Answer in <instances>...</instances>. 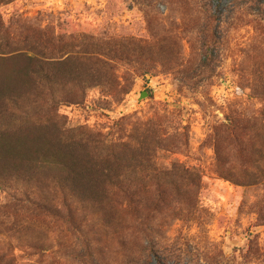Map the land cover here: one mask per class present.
I'll list each match as a JSON object with an SVG mask.
<instances>
[{
	"label": "rangeland",
	"instance_id": "1",
	"mask_svg": "<svg viewBox=\"0 0 264 264\" xmlns=\"http://www.w3.org/2000/svg\"><path fill=\"white\" fill-rule=\"evenodd\" d=\"M237 1L0 3L3 21L13 27L21 20L56 34L152 44L150 73L137 70L136 62L116 63L115 94L95 87L83 102L61 104L56 112L68 127L85 126L114 139L126 140L136 128L150 126L168 138L152 161L157 169L167 173L181 165L202 176L195 197L174 198L153 218L151 212L137 222L125 205L107 209L77 202L51 178L55 170L38 166L43 143L35 134L53 110L38 105L33 118L0 116V124L10 121L6 129L13 145L9 152L0 145L1 264H264V171L258 175L264 161L257 165L262 137L244 136L248 149L242 152L219 130L234 115H257L264 108V99L252 94L254 86L264 88V23L236 8ZM150 54L134 58L148 60ZM7 56L5 80L24 92L30 60ZM210 56L213 63L202 66ZM143 91L148 95L140 98ZM28 105L18 98L8 112ZM244 169L251 174L245 184L221 176ZM252 245L259 254H252Z\"/></svg>",
	"mask_w": 264,
	"mask_h": 264
},
{
	"label": "trees",
	"instance_id": "2",
	"mask_svg": "<svg viewBox=\"0 0 264 264\" xmlns=\"http://www.w3.org/2000/svg\"><path fill=\"white\" fill-rule=\"evenodd\" d=\"M14 1L0 0V3L5 5ZM235 7L239 10L246 8L256 22L264 23V1L238 0ZM226 37L227 33L220 36L223 40ZM146 50L151 53L148 60L134 58V53ZM6 55L8 60L10 57L30 60L28 73L31 80L24 92L20 87L11 89L5 80L2 69L5 66L3 62L7 60L3 56ZM121 62H136L137 70L150 73L152 44L146 45L130 37L101 39L83 33L56 34L51 28L31 26L21 20L17 27H13L6 24L0 14V116L33 118V109L38 105L53 110L46 114L35 134L43 143L38 166L44 171L55 170L51 178L77 202H93L107 209L125 205L128 213L139 222L148 220L151 212L153 218V212L158 211L161 204L172 202L174 198L195 197L202 182L201 174L181 165H174L175 170L167 173L157 169L152 161L157 151L164 149L168 138L161 137L150 126L143 131L136 128L126 140L114 139L109 134L85 126L68 127L65 118L56 112L61 104L83 102L88 90L95 87L107 94H115L120 84L116 63ZM212 63L210 56L205 57L201 65L209 67ZM252 91L254 96L264 99V88L254 86ZM18 98L29 103L28 109H16L10 115L8 107L18 104ZM9 123L5 120L0 124V145L8 152L13 150L6 129ZM219 130L242 152L248 149L244 136L256 133L262 137L259 145L261 155L257 160L258 167L262 165L264 108L257 115H234ZM241 171V174L222 173L221 176L245 184L251 174L247 169ZM263 171L260 169L258 175L262 176ZM29 195L26 199L31 203ZM64 200L67 206L68 199ZM144 236L152 244L149 236ZM250 248L254 249L252 254H259L258 248L253 245ZM3 259L4 255L0 253V264Z\"/></svg>",
	"mask_w": 264,
	"mask_h": 264
},
{
	"label": "water",
	"instance_id": "3",
	"mask_svg": "<svg viewBox=\"0 0 264 264\" xmlns=\"http://www.w3.org/2000/svg\"><path fill=\"white\" fill-rule=\"evenodd\" d=\"M145 95H148V92H147V91H143V92L140 94V98L144 97Z\"/></svg>",
	"mask_w": 264,
	"mask_h": 264
}]
</instances>
